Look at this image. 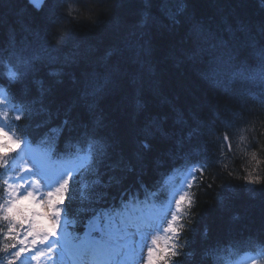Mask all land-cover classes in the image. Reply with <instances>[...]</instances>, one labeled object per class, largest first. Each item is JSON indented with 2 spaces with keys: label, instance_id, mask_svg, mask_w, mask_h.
Instances as JSON below:
<instances>
[{
  "label": "snow or ice",
  "instance_id": "6c2138e0",
  "mask_svg": "<svg viewBox=\"0 0 264 264\" xmlns=\"http://www.w3.org/2000/svg\"><path fill=\"white\" fill-rule=\"evenodd\" d=\"M119 3L25 0L40 27L21 10L23 34L11 27L0 40V264H228L229 252L246 256L244 264H264V232L208 244L205 226L196 239L201 195L214 178L235 172L220 168L223 148L213 134L221 125L231 153L227 129L238 113L229 104L211 118L177 111L160 96L154 64L157 43L178 44L173 59L244 110L252 87L264 97V21L217 27L189 16L188 0H141L135 26L121 30L114 47L57 55L73 28L97 30ZM68 92L73 103L62 118L57 109L53 126L50 105ZM154 97L169 112L151 107ZM105 102L116 120H133L130 152L108 131L114 121ZM251 147L239 179L264 186V145L253 138Z\"/></svg>",
  "mask_w": 264,
  "mask_h": 264
},
{
  "label": "trees",
  "instance_id": "16d2710c",
  "mask_svg": "<svg viewBox=\"0 0 264 264\" xmlns=\"http://www.w3.org/2000/svg\"><path fill=\"white\" fill-rule=\"evenodd\" d=\"M111 6V0H110ZM142 8L141 0H120L119 6L113 7L112 18L106 22V28L90 31L88 27L78 26L73 28L72 24H67V28H73V34L68 44L57 53L60 57H70L74 50L79 47L82 53L92 49L97 50V54H102L105 50L114 47L119 43L121 30L132 29ZM23 10V14L29 18L35 16V27L39 28V16L32 13L25 7V0H4L0 3V20L3 21L0 27V40H6V34L11 27H15L18 34H23L20 24L17 21L18 14ZM100 11L99 8L96 9ZM188 15L205 22H211L214 26H222L223 22L230 19L243 20L253 25H258L264 21V4L260 0H188ZM87 17L88 14L84 13ZM95 16L89 17L93 18ZM183 30H181L182 33ZM179 38V34L177 39ZM173 45L157 43L154 53V64L156 79L159 85L160 96L167 98L177 111L183 112L187 116H201L211 118L212 113L222 110L225 104L232 106L238 115L233 117V126L227 129L232 150L236 151L237 146H241L240 153L232 155L224 146L220 137L225 133L222 126L217 124L214 132L216 139H219L220 147L223 148L221 154L219 148L217 154L220 156V168L225 165L229 169H235L233 176L222 175L219 179L214 178L212 189L207 194L201 195L200 208L198 210L199 223L196 225L199 241L202 235L201 230L206 226L209 229L208 244L224 242L236 237L254 236L264 232V186L245 185L239 179L243 175V167L246 166L247 152L253 150L251 142L253 138L261 145H264V106L256 109L254 113L247 114L227 100L218 90H212L208 84L203 82L195 68L185 62L177 63L173 59L175 48ZM47 68H40L38 76L43 77L46 82H50L47 76ZM235 87H240L236 84ZM251 89H258L252 87ZM259 92V91H258ZM253 95V93H251ZM75 93L68 92L64 95H57L54 103L50 105L53 113L52 125L60 122L57 118V109H60L59 117L62 118L64 110L73 103ZM264 98V97H263ZM151 107L161 111L169 112L168 105L161 104L159 97L150 99ZM110 124L108 131L117 140L119 146L130 152L135 147L136 129L130 115L122 114L119 120L113 116L114 109L110 102L103 105ZM79 105L73 112L80 111ZM247 120L245 124L243 121ZM234 134L240 135V139ZM249 138V142L245 138ZM200 143V142H194ZM237 145V146H235ZM241 150L246 151L242 155ZM264 156V153H262ZM157 173H153V178ZM164 176V172L158 173ZM255 188V191L252 189Z\"/></svg>",
  "mask_w": 264,
  "mask_h": 264
},
{
  "label": "bare ground",
  "instance_id": "6f19581e",
  "mask_svg": "<svg viewBox=\"0 0 264 264\" xmlns=\"http://www.w3.org/2000/svg\"><path fill=\"white\" fill-rule=\"evenodd\" d=\"M90 19H95V17L90 18ZM82 26L83 27H88L87 25H82ZM105 26H106V22L104 21L103 24L101 25V27H99L98 29L100 30V29L106 28ZM233 87L236 88L235 85ZM210 88L212 90H217V89L212 88L211 86H210ZM236 89H239V87H237ZM251 93H253V95ZM244 102H245V105H246V109H244V111L247 114H249V111H250L251 113H254L256 115V109H258V107L260 108V107H263L264 106V98L260 96L259 92L256 89H251L250 90V94L248 96L244 97ZM234 135L237 138L240 139V135H236V134H234ZM213 139L218 143L219 139H216L214 135H213ZM245 140L247 142H249L248 141L249 140L248 137H246ZM194 142H200V143H202V137L199 138L197 141H194ZM218 145H220V142H219ZM235 146H237V145H235ZM241 148H242L241 146H237L236 147V151L234 150V148H233V150L231 149V154L232 155H235L236 153H240V149ZM241 152H242L241 153L242 155H244V153L246 154V151H244V150H241ZM235 256H239V255H235Z\"/></svg>",
  "mask_w": 264,
  "mask_h": 264
}]
</instances>
